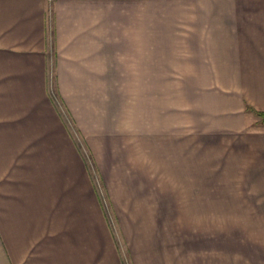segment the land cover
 Here are the masks:
<instances>
[{
  "label": "crops",
  "instance_id": "obj_1",
  "mask_svg": "<svg viewBox=\"0 0 264 264\" xmlns=\"http://www.w3.org/2000/svg\"><path fill=\"white\" fill-rule=\"evenodd\" d=\"M257 112L264 0H0V264H124L99 187L130 264H264Z\"/></svg>",
  "mask_w": 264,
  "mask_h": 264
},
{
  "label": "rangeland",
  "instance_id": "obj_2",
  "mask_svg": "<svg viewBox=\"0 0 264 264\" xmlns=\"http://www.w3.org/2000/svg\"><path fill=\"white\" fill-rule=\"evenodd\" d=\"M82 150H83V154H84V158L87 162V164L90 167V170H93V162L91 159V156L89 154V152L86 150L85 146H82ZM94 174V171H93ZM229 186V185H228ZM100 189V198L102 201V205L104 206V210L105 213L108 217V220L111 224L112 230L115 233V237L116 240L118 242V244L120 245V249L122 254L125 256L124 258V264H128L129 263V259L127 257V250L125 247V244L122 242V239L119 236V231L117 226H114L115 221L114 218L110 212V208H108L109 206V202H108V196L104 193V190L102 189V187H99ZM227 194H223V195H215V194H211V195H195L194 196V201H200V202H211V203H217V202H238V201H259L257 198L251 197V196H238V188L234 189V188H227ZM230 192V193H229ZM116 225V224H115ZM235 229V228H232ZM130 264V263H129Z\"/></svg>",
  "mask_w": 264,
  "mask_h": 264
},
{
  "label": "trees",
  "instance_id": "obj_3",
  "mask_svg": "<svg viewBox=\"0 0 264 264\" xmlns=\"http://www.w3.org/2000/svg\"><path fill=\"white\" fill-rule=\"evenodd\" d=\"M257 114L262 118V120L264 121V112H257Z\"/></svg>",
  "mask_w": 264,
  "mask_h": 264
}]
</instances>
